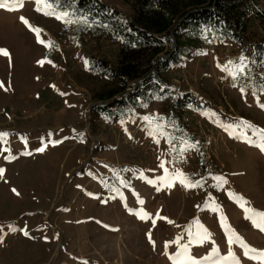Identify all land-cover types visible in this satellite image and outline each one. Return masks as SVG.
Here are the masks:
<instances>
[{
    "label": "rangeland",
    "instance_id": "obj_1",
    "mask_svg": "<svg viewBox=\"0 0 264 264\" xmlns=\"http://www.w3.org/2000/svg\"><path fill=\"white\" fill-rule=\"evenodd\" d=\"M100 1L131 15L124 0ZM0 2L20 5L0 8V49L10 53L0 55V264H174L183 245L201 264L230 251L240 264H264V231L245 212L264 213V92L242 93L222 70L241 56L235 46L207 48L168 76L175 98L188 91L206 104L186 112L191 140L166 125L168 102H152L148 120L138 113L108 122L94 111L105 80L85 61L114 65L115 42L45 15L54 9L46 0ZM165 169L200 186H167ZM233 232L243 244H229Z\"/></svg>",
    "mask_w": 264,
    "mask_h": 264
},
{
    "label": "trees",
    "instance_id": "obj_2",
    "mask_svg": "<svg viewBox=\"0 0 264 264\" xmlns=\"http://www.w3.org/2000/svg\"><path fill=\"white\" fill-rule=\"evenodd\" d=\"M58 11H67L75 30L95 41L117 44L115 64L90 56L87 70L105 80L94 94V108L114 122L126 116L143 117L151 103L168 102L167 126L174 134L191 139L187 110L205 105L190 92L171 93L168 76L191 58L213 46H235L251 66L247 76L231 82L239 88H258L264 83V8L260 0H124L131 15L125 16L100 0H46ZM87 17L89 24L81 22ZM255 61V63H252ZM261 69L259 73L252 71ZM252 70V71H251Z\"/></svg>",
    "mask_w": 264,
    "mask_h": 264
},
{
    "label": "snow or ice",
    "instance_id": "obj_3",
    "mask_svg": "<svg viewBox=\"0 0 264 264\" xmlns=\"http://www.w3.org/2000/svg\"><path fill=\"white\" fill-rule=\"evenodd\" d=\"M57 2H58V0H57ZM36 3H37V5H40L41 0H36ZM19 6H20L19 4H13V6L10 8L7 3L0 2V8H6L8 10H15ZM44 7L48 8V9H52V4L45 3ZM37 11H41V8L39 6L37 7ZM44 14L45 15H54L56 19L63 20L65 23H71L72 22L69 19L70 13L67 11H62V12L56 13L55 10L52 9L51 11H46ZM20 19L25 24L29 23L27 21V19L24 17H21ZM81 22L84 23L86 26L89 24L87 17L82 16ZM29 27H31V25H29ZM32 30L37 33L38 42L41 44H45L44 40L39 39L40 30L39 29H32ZM45 46L51 48L53 46V42L48 41L45 44ZM0 55H3L5 57H10V53L7 49H0ZM38 63L43 65V63H45V61L41 60V61H38ZM49 63H50V61H49ZM85 63H87V61H85ZM252 63H255V61H252ZM248 66H249L248 58L246 56H240L238 58V61H229L227 65L222 66V70L229 72V74L232 75L233 79L235 80L239 76H247L249 74L248 73ZM262 79H264V76H262ZM0 88H5V85L3 82H0ZM258 89H259V91L264 92V83L259 84ZM240 91L243 93L245 91V89L243 87H241ZM260 106L262 108H264V104H261ZM144 119L148 120L149 118L145 117ZM249 127H251V125H249ZM161 135H163V132H161ZM6 136H7V133H0V139L5 138ZM260 138H261L262 143L258 146L260 147V149L262 151H264V130H260ZM52 143L53 144L59 143V141H52ZM157 143H159V140H157ZM169 143L170 144L172 143L171 139H169ZM45 147H46V145H45ZM45 147H41L40 149H38V151L43 152L45 150ZM189 147H195V145H189ZM5 151H8V149H5ZM182 151H183V149H182ZM160 167L164 168L163 162L161 163ZM3 172H4V169H0V175H2ZM216 179L221 180L222 178L216 177ZM160 180H161V182L165 183L167 186H171L172 183L176 180H179V182L181 184H183L185 187L200 186L199 181H196L195 183H193L191 180L188 179V177H186L184 175V173L180 172L179 170H176L173 173H169L167 171V169H165V176L161 177ZM224 182L226 183V181H224ZM149 183H154V182L149 181ZM15 191L16 190L13 189V192H15ZM18 194L19 193H17V195ZM141 203H142V201H141ZM245 212H246V218L252 219L253 224L256 227L260 228L262 231H264V213L255 212L253 209H250V208H245ZM153 223H154V221H153ZM223 226L226 228L227 231H230V229L228 228L227 225H223ZM12 230L14 231L15 229L13 228ZM24 235L27 236L28 232L25 231ZM195 235L197 236L198 242H203V240L208 238L206 230H204L203 234H201L200 232H197ZM149 238L151 239L150 234H149ZM228 242H229V244H232V243L243 244L242 239L238 235H236L234 232L232 233L231 236H229ZM175 243L178 244L179 240L175 241ZM165 246H167V244ZM182 248H183V251L181 253H178L177 258H174V264H201L200 261L194 260L192 257L187 255V252H188L187 245H183ZM250 251H254V250L253 249H247V251L245 252V255H248V252H250ZM217 253H218V249H213L212 254L216 255ZM180 257H183V258L181 259ZM257 258L264 259V253H260ZM204 259L210 260L211 256L204 257ZM225 262H231V264H240L239 260L235 258V255L233 253H231V251L229 252V254L227 256L220 257V260L218 262H216V264H225Z\"/></svg>",
    "mask_w": 264,
    "mask_h": 264
},
{
    "label": "built area",
    "instance_id": "obj_4",
    "mask_svg": "<svg viewBox=\"0 0 264 264\" xmlns=\"http://www.w3.org/2000/svg\"><path fill=\"white\" fill-rule=\"evenodd\" d=\"M261 4H262V2H261ZM262 6H263V4H262ZM226 45H228V44H226ZM210 48V47H209ZM151 117H152V115H151Z\"/></svg>",
    "mask_w": 264,
    "mask_h": 264
}]
</instances>
